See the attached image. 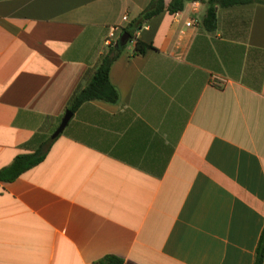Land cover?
<instances>
[{
	"label": "crops",
	"instance_id": "1",
	"mask_svg": "<svg viewBox=\"0 0 264 264\" xmlns=\"http://www.w3.org/2000/svg\"><path fill=\"white\" fill-rule=\"evenodd\" d=\"M148 2L0 0V168L46 142L107 28L116 41ZM203 10L185 2L135 28L108 69L116 101L80 104L38 163L0 181V264H252L264 3L216 6L211 31ZM134 39L152 48L132 54Z\"/></svg>",
	"mask_w": 264,
	"mask_h": 264
},
{
	"label": "trees",
	"instance_id": "2",
	"mask_svg": "<svg viewBox=\"0 0 264 264\" xmlns=\"http://www.w3.org/2000/svg\"><path fill=\"white\" fill-rule=\"evenodd\" d=\"M196 1L204 4V10L200 18V25L206 31H211L215 27V7H230L235 5H243L248 3H264V0H169L166 4L163 0H149L147 5L129 22L126 27L121 28V32L128 34L127 41L133 39L131 34L135 28L139 27L149 17L157 14L161 10H166L172 14L182 9L185 2ZM126 41V42H127ZM124 47L116 46L115 41L106 45L104 52L92 70L86 83L78 88L69 98L65 110L73 112L80 104L89 100H100L104 102H115L117 92L108 81V69L111 62L119 55ZM152 48L150 43L134 39L131 53L141 54L146 49ZM50 139L46 138V142L37 146L31 152L16 154L9 164L0 168V181H10L17 177L24 170L38 163L44 156ZM264 250V226L259 234L257 244L254 250V258L252 264H260ZM93 264H124L122 260L114 255H105L94 261Z\"/></svg>",
	"mask_w": 264,
	"mask_h": 264
},
{
	"label": "water",
	"instance_id": "3",
	"mask_svg": "<svg viewBox=\"0 0 264 264\" xmlns=\"http://www.w3.org/2000/svg\"><path fill=\"white\" fill-rule=\"evenodd\" d=\"M127 38H128V34L126 32H121L115 41V45L122 46L127 41ZM70 116H71V112L69 110H64L57 126L49 136L50 139L54 138L59 134V132L63 129L64 125L66 124Z\"/></svg>",
	"mask_w": 264,
	"mask_h": 264
},
{
	"label": "built area",
	"instance_id": "4",
	"mask_svg": "<svg viewBox=\"0 0 264 264\" xmlns=\"http://www.w3.org/2000/svg\"><path fill=\"white\" fill-rule=\"evenodd\" d=\"M122 20H125V16H122L121 18ZM119 29V26L117 25H110L108 28H107V31H106V34H105V37H104V44L105 45H108L110 44L112 41V37L114 35V32L117 31ZM210 81L211 83H215V84H222L224 82L223 79L221 78H218L217 76L215 75H211L210 77Z\"/></svg>",
	"mask_w": 264,
	"mask_h": 264
},
{
	"label": "rangeland",
	"instance_id": "5",
	"mask_svg": "<svg viewBox=\"0 0 264 264\" xmlns=\"http://www.w3.org/2000/svg\"><path fill=\"white\" fill-rule=\"evenodd\" d=\"M132 40H129L125 43V45H129Z\"/></svg>",
	"mask_w": 264,
	"mask_h": 264
}]
</instances>
